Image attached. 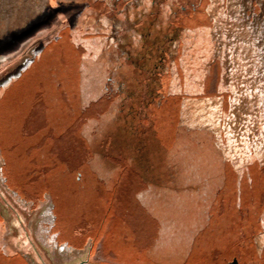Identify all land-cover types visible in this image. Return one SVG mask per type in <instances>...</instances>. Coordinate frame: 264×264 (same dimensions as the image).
Instances as JSON below:
<instances>
[{
	"label": "rangeland",
	"instance_id": "rangeland-1",
	"mask_svg": "<svg viewBox=\"0 0 264 264\" xmlns=\"http://www.w3.org/2000/svg\"><path fill=\"white\" fill-rule=\"evenodd\" d=\"M49 1L0 0V85L18 76L0 86V239L12 241L36 263L49 264L51 238L45 231L51 221L36 211L50 203L51 193L58 226L69 223L78 246L94 242L93 256L101 263L264 264V253L257 255L252 241L264 232L261 163L249 165L243 173L251 175L239 182L241 174L220 161L211 132L216 114L208 105L227 97L218 88L224 79L221 64L212 54L199 68L189 62L180 66L173 49L189 24L203 20L198 13L204 0H51L52 7L39 15ZM215 1L214 22L220 26L228 7L226 0ZM243 2L261 11L260 22L264 8L255 0L238 5ZM204 22L215 25L211 17ZM40 48H47L41 59L49 56V63L22 74ZM261 122L247 157L264 155ZM152 123L162 128L151 149L141 144V134ZM156 145L166 158L173 148L192 159L198 150L204 154L194 215H187L190 199L155 188L173 180L167 165L172 161L162 162V179L150 167L161 162V153L145 166L139 159ZM173 162L184 172L176 177L181 185L196 176L189 166L193 160ZM117 238L139 252L119 258L113 250Z\"/></svg>",
	"mask_w": 264,
	"mask_h": 264
},
{
	"label": "trees",
	"instance_id": "trees-1",
	"mask_svg": "<svg viewBox=\"0 0 264 264\" xmlns=\"http://www.w3.org/2000/svg\"><path fill=\"white\" fill-rule=\"evenodd\" d=\"M50 1L48 6L42 10H38L39 15H42L45 12V9L47 10L52 7ZM255 1L259 4L261 9L264 8V0ZM225 3H227L228 14L226 13V17H223V22L219 26L214 22V20L216 21L217 19H215L216 15H218V13L216 14V9L218 8L217 2L215 0H204L199 11L200 13H198L199 15L201 14L203 20H199L198 17V20L194 22L195 24H189L187 34L184 38L180 39L181 45L176 44L173 49L176 51L174 52L175 57H179V61L181 60L178 63L180 66H184L187 64L186 62H189V64H194V67L199 68L200 63L204 61L206 56H211L212 54L217 57L216 59L221 64L222 72H224V79L218 88L219 90L224 89L223 93H225L224 95H227V97L224 96L215 99L211 101V105H208L209 111L212 113L215 112L216 114L214 119L212 118L214 122L212 131L210 128L209 130L216 136L215 144L216 149L219 152L220 161L222 164L224 162L225 164H230L229 166L231 170L238 171V173L241 174V177H239V182H241L244 177L247 178L248 175H251L248 172L247 174L243 173L244 170L246 171L249 168L248 166L256 161L257 163H261L258 168L264 171V155L255 153L251 157H247L245 152L247 147L252 143L251 138L255 136L253 134H255L256 124L264 121V16L261 18V23L257 22L256 20L259 19V13L261 11L256 13V9H250L251 6L250 4L248 5V2H243L241 5H238V0H226ZM63 4V2H58L57 5L62 7ZM233 5L235 7L238 5V8L236 7L238 12L234 11L232 14L230 9ZM208 17H211L215 23L214 27L212 24L206 25V22H204V20L207 21ZM217 26H219V30ZM205 34L207 36H205ZM210 36L211 39L209 38ZM179 50H183L182 53H179ZM180 54H182V56H180ZM230 66L233 68L232 73H234V75L228 74L231 69ZM160 69L159 72L162 74L166 71L164 70L165 67H163V65ZM204 70H207V68H204ZM166 73L167 72L164 74ZM176 80L180 82L181 79L177 78ZM180 86L179 83L176 85V87L179 88ZM174 92L176 95L178 94L176 91ZM225 98L227 99V102L223 100ZM197 105H199V103H197ZM203 109L207 110V107L205 106ZM181 117L179 130L181 129L180 131H183V129H185L183 125L188 122L187 120L189 118L187 113L184 114L182 118ZM255 117L256 123H253ZM160 128L162 127L158 126L157 123L145 126L144 132L141 134L145 135V138L143 139L144 141L142 140L141 144H144L145 147L147 145L150 146V148L153 147L159 139V136L157 135L156 137L154 134H156V130ZM234 131L237 132V137L233 133ZM186 137L189 140V135H186ZM236 138L240 140L239 147L234 144ZM178 141H183L182 132L178 135ZM191 143H194V141ZM237 147L239 149L238 152ZM169 152L171 155L166 158L163 151L156 145L154 150H147L145 152L147 155L145 158L139 157V159L142 161L144 160L143 166H145V163L148 161H154L153 159L155 158L154 155H156V153L158 156H160L159 153H161V158H158L161 162H156V164H158L156 166L155 162H152L154 165H150V167L158 170L162 179L163 172L160 170H166L165 167H163L164 164L162 162L164 160L172 161L167 164L170 165L168 170H170L171 173H169V175L173 179L169 182L171 184H165V180L160 179L162 181L154 184L155 188H158L162 195H168L170 193L173 196L172 198L179 197V199H190L189 202L191 204L189 203L190 207H187V210L189 209L187 215L189 216L191 213L194 215V211L197 209L196 195L198 196V184L196 181L197 177H199L197 176L199 173L198 161L204 157V154L198 150L197 153H194V158L192 159V157L186 156V153L181 152V155H176L178 152L174 151V148ZM240 154L243 156L242 160H245L243 164L237 162L241 157ZM182 156H184V159L181 158ZM191 159L193 160V163L188 165L193 168L191 174H196V176H190L187 181L188 183L181 185L176 177L182 178L184 172L183 170L178 171L176 169L177 166H175L177 164L173 161H183L184 164H187L185 161L190 160L192 162ZM188 216L187 220L189 223ZM202 221L204 224V222H207L208 220L204 217ZM252 238V241L257 248L256 253L261 256V254L264 253V232L256 236L254 235ZM234 261L235 264H239L238 260Z\"/></svg>",
	"mask_w": 264,
	"mask_h": 264
},
{
	"label": "crops",
	"instance_id": "crops-1",
	"mask_svg": "<svg viewBox=\"0 0 264 264\" xmlns=\"http://www.w3.org/2000/svg\"><path fill=\"white\" fill-rule=\"evenodd\" d=\"M43 51H47V48H40L36 54L33 60L28 62L26 64V67L22 74H24L27 71H32L34 68L39 67L41 64L49 63V56L46 58L41 59L44 55ZM41 52V53H40ZM40 53V54H39ZM43 61V63H42ZM38 63V64H37ZM47 63V64H48ZM32 64V65H31ZM35 65V66H34ZM32 66V68H29ZM18 78V76H17ZM17 78L13 77L12 80H8L5 83H3L0 86L7 87L8 85H11L15 81H17ZM4 88V89H5ZM9 182V181H8ZM10 187V185L8 184ZM49 193H44L43 200L46 195ZM50 196V203H47L51 205V207L48 210H45L47 206L42 205L37 211L36 215L40 214H47L48 218L50 219L51 223L47 226L46 229V235L48 238H51L49 244L47 246L48 249V258H49V264H106L101 263L102 258H100L98 255L93 256L94 252V242L90 244V241H87L83 246H78L75 243V236L72 234L76 233V230L72 229L69 223H66L65 225H62V227L58 226V220L59 218L55 215L56 211V205L54 204V196L49 194ZM24 199V197H21ZM51 215V217L49 216ZM96 240V238H95ZM92 239V241H95ZM114 252L116 255H118L119 258L123 259L125 254L130 251H133L135 253L139 252V249L137 248H131L130 246H124L117 240L114 241ZM142 252V250H140ZM112 263L107 264H119L115 263L114 261H111ZM38 263H40V259H38ZM36 263V260H34L29 254H26L23 251L18 250V248L14 245L12 241H2L0 239V264H38ZM122 264V263H121Z\"/></svg>",
	"mask_w": 264,
	"mask_h": 264
},
{
	"label": "bare ground",
	"instance_id": "bare-ground-1",
	"mask_svg": "<svg viewBox=\"0 0 264 264\" xmlns=\"http://www.w3.org/2000/svg\"><path fill=\"white\" fill-rule=\"evenodd\" d=\"M0 59H1V57H0ZM1 62V61H0Z\"/></svg>",
	"mask_w": 264,
	"mask_h": 264
}]
</instances>
